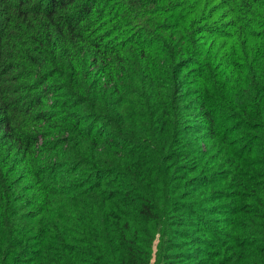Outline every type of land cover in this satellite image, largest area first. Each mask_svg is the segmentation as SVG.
Segmentation results:
<instances>
[{"label":"trees","instance_id":"16d2710c","mask_svg":"<svg viewBox=\"0 0 264 264\" xmlns=\"http://www.w3.org/2000/svg\"><path fill=\"white\" fill-rule=\"evenodd\" d=\"M264 264V0H0V264Z\"/></svg>","mask_w":264,"mask_h":264},{"label":"rangeland","instance_id":"374dc122","mask_svg":"<svg viewBox=\"0 0 264 264\" xmlns=\"http://www.w3.org/2000/svg\"><path fill=\"white\" fill-rule=\"evenodd\" d=\"M152 264H153V262H152Z\"/></svg>","mask_w":264,"mask_h":264}]
</instances>
